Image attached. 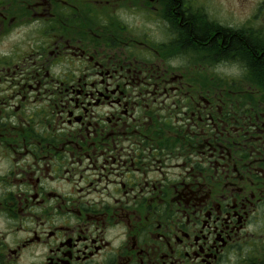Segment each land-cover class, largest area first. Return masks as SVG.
Returning <instances> with one entry per match:
<instances>
[{
    "label": "flooded vegetation",
    "instance_id": "flooded-vegetation-1",
    "mask_svg": "<svg viewBox=\"0 0 264 264\" xmlns=\"http://www.w3.org/2000/svg\"><path fill=\"white\" fill-rule=\"evenodd\" d=\"M263 57L264 0H0V264H264Z\"/></svg>",
    "mask_w": 264,
    "mask_h": 264
},
{
    "label": "trees",
    "instance_id": "trees-1",
    "mask_svg": "<svg viewBox=\"0 0 264 264\" xmlns=\"http://www.w3.org/2000/svg\"><path fill=\"white\" fill-rule=\"evenodd\" d=\"M185 30L187 35L192 38L205 39L208 33V30L198 23H189L188 25H186Z\"/></svg>",
    "mask_w": 264,
    "mask_h": 264
}]
</instances>
